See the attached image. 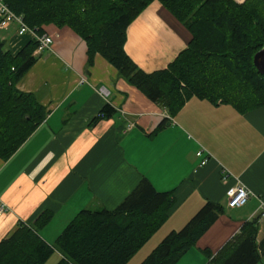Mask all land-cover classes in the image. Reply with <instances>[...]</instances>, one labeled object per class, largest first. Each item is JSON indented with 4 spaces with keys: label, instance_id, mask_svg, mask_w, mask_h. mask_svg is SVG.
I'll list each match as a JSON object with an SVG mask.
<instances>
[{
    "label": "crops",
    "instance_id": "obj_1",
    "mask_svg": "<svg viewBox=\"0 0 264 264\" xmlns=\"http://www.w3.org/2000/svg\"><path fill=\"white\" fill-rule=\"evenodd\" d=\"M16 30L14 24L0 29V42L12 54L32 40ZM43 30L52 47L34 53L35 64L16 88L35 94L46 117L9 159L0 160V200L7 206L0 216V241L18 223L32 225L47 210L53 218L38 234L52 246L78 212L113 210L146 178L157 191H172L175 204L127 264H140L168 233L182 229L211 202L223 214L177 262L205 264L204 250L217 253L264 205V108L240 115L231 106L193 97L159 128L166 111L129 86L100 55L88 65L85 43L71 29ZM190 40L189 31L154 1L127 28L124 50L151 73L166 68ZM100 87L109 91L107 100L97 93ZM106 104L115 115L93 122ZM128 121L134 127L124 132ZM201 150L210 155L204 166L196 157ZM237 182L252 194L244 206L228 209L226 191ZM258 228L260 242L264 218ZM52 256L46 264L62 258L56 250Z\"/></svg>",
    "mask_w": 264,
    "mask_h": 264
},
{
    "label": "trees",
    "instance_id": "obj_2",
    "mask_svg": "<svg viewBox=\"0 0 264 264\" xmlns=\"http://www.w3.org/2000/svg\"><path fill=\"white\" fill-rule=\"evenodd\" d=\"M153 1H158L191 34L187 47L164 69L141 70L126 54V31ZM38 33L54 25L71 29L86 46L87 63L100 55L129 86L164 109L170 118L195 97L214 106H231L243 115L264 108V77L253 56L264 46V0H3ZM37 43L12 54L0 42V160L9 159L46 117L33 93L16 86L36 62ZM116 111L106 104L94 119ZM168 120L164 119L159 128ZM175 204L172 191L160 192L143 178L113 210H82L52 246L39 231L53 218L43 211L32 225L18 223L0 241V264H127L167 221ZM224 212L205 202L179 231H171L140 264H177ZM259 216L246 221L205 264H259L264 237L257 242Z\"/></svg>",
    "mask_w": 264,
    "mask_h": 264
},
{
    "label": "built area",
    "instance_id": "obj_3",
    "mask_svg": "<svg viewBox=\"0 0 264 264\" xmlns=\"http://www.w3.org/2000/svg\"><path fill=\"white\" fill-rule=\"evenodd\" d=\"M242 1V0H241ZM11 24H14L17 26L16 34L18 36H22L25 34H30L32 37V40H34L37 43V47L35 49L34 53H40L45 50H49L52 47V38L45 32L38 33L36 30L31 29L28 27L25 22L23 21L21 16L15 15L3 2V0H0V29H7ZM80 83H86L85 78L80 79ZM97 93L103 98L104 100H107L109 97V91L105 87H100L97 89ZM165 119H169V117L165 114ZM134 127V124L131 122H127L124 132H127L131 130ZM209 154L207 156H203V151H198L196 153V157H199L201 159L200 166H204L208 159ZM227 174L223 175V180L227 178ZM251 191L242 183L237 182V184L231 188H229L226 191V207L228 209H236L244 206L251 196ZM7 206L0 200V216H2L6 212ZM258 216L259 218H264V205L261 203V206L259 207Z\"/></svg>",
    "mask_w": 264,
    "mask_h": 264
},
{
    "label": "water",
    "instance_id": "obj_4",
    "mask_svg": "<svg viewBox=\"0 0 264 264\" xmlns=\"http://www.w3.org/2000/svg\"><path fill=\"white\" fill-rule=\"evenodd\" d=\"M253 65L257 72L264 77V46L253 56ZM167 125H169L167 123Z\"/></svg>",
    "mask_w": 264,
    "mask_h": 264
},
{
    "label": "rangeland",
    "instance_id": "obj_5",
    "mask_svg": "<svg viewBox=\"0 0 264 264\" xmlns=\"http://www.w3.org/2000/svg\"><path fill=\"white\" fill-rule=\"evenodd\" d=\"M235 3H237V4H241V3H243L245 0H233ZM154 2V1H153ZM16 26V25H15ZM16 28H17V26H16ZM2 32H0V34H1ZM0 36H2V35H0ZM167 116H168V114L167 113H165ZM169 117V116H168ZM172 119L173 118H170L169 117V119H166V120H168L169 121V123L172 121ZM129 122V121H128ZM132 123V122H131ZM134 124V123H133ZM260 210V209H259ZM259 210L256 212V214H257V216H255V217H258V212H259ZM259 219H263V218H259ZM53 259H55V256H52V260H50V262L49 263H51L52 261H53ZM259 264H264V256L262 257V259H261V261H260V263Z\"/></svg>",
    "mask_w": 264,
    "mask_h": 264
}]
</instances>
